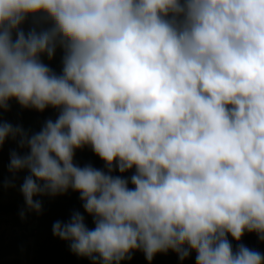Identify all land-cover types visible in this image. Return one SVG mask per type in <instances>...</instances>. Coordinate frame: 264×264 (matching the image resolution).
<instances>
[{
  "label": "clouds",
  "instance_id": "clouds-1",
  "mask_svg": "<svg viewBox=\"0 0 264 264\" xmlns=\"http://www.w3.org/2000/svg\"><path fill=\"white\" fill-rule=\"evenodd\" d=\"M13 100L58 114L0 121L21 150L2 187L26 173L22 221L79 193L83 213L51 225L77 257L264 264L229 239L264 242V0H0V110ZM86 146L104 168L75 162Z\"/></svg>",
  "mask_w": 264,
  "mask_h": 264
},
{
  "label": "trees",
  "instance_id": "trees-1",
  "mask_svg": "<svg viewBox=\"0 0 264 264\" xmlns=\"http://www.w3.org/2000/svg\"><path fill=\"white\" fill-rule=\"evenodd\" d=\"M27 27V25H25ZM61 52L59 50L55 69L60 64ZM48 115V108L43 112H38L34 109L20 108L18 119L20 121L28 118L31 122L39 123L43 121ZM43 124V123H42ZM42 124H39L33 128L32 131H38ZM17 149V148H16ZM17 151H21L17 149ZM23 151H26L23 150ZM75 162L80 166L91 163L96 168H104L105 162L102 161L97 155H95L90 147H84L83 149H77L74 157ZM134 170L120 174L119 172L114 173L115 175H123L130 177ZM25 172L18 173L20 179L16 181L19 185L22 182V178ZM10 177V173L0 174V225L4 222L6 216H14L18 214L20 205L24 203L21 199H14L12 201H2V196L10 189H4L2 183L5 178ZM130 187H132L130 185ZM79 193L69 190L65 195L57 196L55 198L39 197L44 202L43 214L37 215L38 230L34 234L33 239V258L32 264H90V261L86 258H80L70 252L68 244L52 235L51 225L56 220H67L73 210H79L83 213L82 202L79 200ZM86 223L91 228L92 218L86 213ZM30 235L22 233L7 241L3 235L0 236V264H22L20 255L24 252V248L28 247ZM229 239L235 246L237 243H243L249 248L255 249L264 253V242L258 240L255 233H245L241 238L240 242L232 240L231 236ZM10 256H16L12 260L6 258ZM122 264H149L145 259L142 252L136 251L132 254L130 261H123ZM151 264H181L177 254L172 252V255L168 258H153ZM182 264H195V253L185 259Z\"/></svg>",
  "mask_w": 264,
  "mask_h": 264
},
{
  "label": "rangeland",
  "instance_id": "rangeland-1",
  "mask_svg": "<svg viewBox=\"0 0 264 264\" xmlns=\"http://www.w3.org/2000/svg\"><path fill=\"white\" fill-rule=\"evenodd\" d=\"M59 50H57L56 56L52 61H47L45 58V62L49 63L50 67H52L54 70L59 72L60 70V64L57 69H55V62L58 56ZM11 108L9 111L5 112L3 110H0V121H8L12 124H21L25 129H31L39 124L44 123L46 119H55L57 116V110L53 109L51 107L48 108V115L47 117L39 122H31L28 118H26L23 121H20L18 119V114L20 111L21 106L18 105L14 100L10 101ZM17 145L15 142L8 140L2 147H0V174H5L8 172L7 165L9 163V152L12 149H16ZM19 185L15 189L8 190L3 196L2 201L8 202L12 201L14 199H21L23 201V196L18 191ZM24 204V203H23ZM23 204L20 205V208L23 206ZM39 226H38V220L37 215L35 213H32L28 215L26 220H21L18 216V214L14 216H6L4 222L0 225V236L3 235L7 241L13 239L19 234L27 233L30 235L28 247L24 248V252L20 255V258L22 259V264H32V258H33V239L34 234L37 232ZM172 255V251H168L167 253H157L154 258H168ZM16 256H10L6 258L7 260H12Z\"/></svg>",
  "mask_w": 264,
  "mask_h": 264
}]
</instances>
